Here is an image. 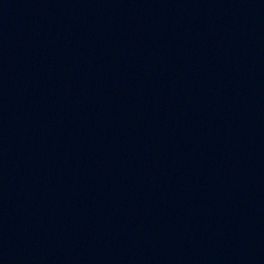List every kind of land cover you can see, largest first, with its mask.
<instances>
[{
	"label": "water",
	"instance_id": "water-1",
	"mask_svg": "<svg viewBox=\"0 0 264 264\" xmlns=\"http://www.w3.org/2000/svg\"><path fill=\"white\" fill-rule=\"evenodd\" d=\"M0 264H264V0H0Z\"/></svg>",
	"mask_w": 264,
	"mask_h": 264
}]
</instances>
